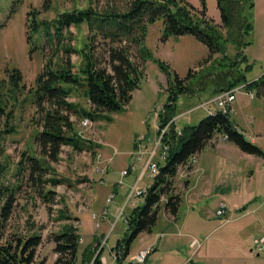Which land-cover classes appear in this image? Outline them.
Masks as SVG:
<instances>
[{
  "label": "rangeland",
  "instance_id": "1",
  "mask_svg": "<svg viewBox=\"0 0 264 264\" xmlns=\"http://www.w3.org/2000/svg\"><path fill=\"white\" fill-rule=\"evenodd\" d=\"M90 2L95 3L96 0H49V3L46 0H0V85H4L0 88V146H2L0 165L6 168L5 173L0 175V184L11 185L17 189L14 209L8 222V232L23 234L26 238L37 235L41 237L34 264H54L59 256L55 251L54 236L66 224H71L79 230V217L83 215V225L79 233L87 238L94 228L103 232L101 248L104 247L107 255L120 239L126 237L127 224L124 218L131 209L145 204L143 198H138L133 206L131 202L126 204V194L135 183L148 156L144 155L140 161L137 160V156H130L129 153L139 148L140 136L147 138L141 142L142 145L149 144L144 154L152 150L154 143L150 144L148 139L157 140L159 136L165 106L171 103V93L177 90L176 75L180 80H185L184 85L190 90L187 94L178 96L175 102L178 129L197 125L209 115L208 109L202 104L218 95L215 92L217 86L226 87L227 81L234 79L238 74L245 75L249 82L256 81L264 75V0H206L207 19L213 20L224 35L229 34V31L223 24L219 3L221 2L227 14L231 11L233 13L234 10L238 27L241 29L239 36L247 46L240 51L235 44L228 43L224 53H211L208 45L193 34L180 37L167 35L162 21L149 25L145 46L153 59L146 62L143 60L140 53L141 44L124 43L130 45L131 59L143 73L145 71L139 88L133 92L130 104L120 113L107 114L96 122L91 121L90 127L82 125L88 118L80 119L76 115H71L70 120L75 123L80 138L93 142L95 148L92 151H79L64 145L59 160L49 161V157L41 156L42 151L36 140V135L42 130L41 120L47 105L40 106L35 102L36 80L43 72L47 55H43L41 49L32 50L27 42L28 13L34 10L41 19L53 20L59 13L87 8ZM186 2L197 10L202 8L201 0ZM98 5L102 10L107 9L109 5L125 10L124 5L118 0L111 2L99 0ZM71 32L77 39V46L81 47L80 41L88 34L87 27L82 26L81 30L71 27ZM117 46L118 44L109 41L105 43L93 41L95 59L99 65L107 64L109 49ZM45 52L46 54L49 52L48 47L45 48ZM238 52L243 54L241 56L244 58L243 61L236 58ZM72 61L76 64L75 71H78L80 57L73 55ZM157 61L165 63L170 69V74L163 71ZM232 64L234 67H231ZM15 69L20 70L22 74V81L18 82L23 87L19 91L18 88L12 91L16 78L11 75L13 76ZM262 83L260 82L258 86ZM262 85L264 86V83ZM258 86L253 87L254 95L243 89L237 93L232 120L242 129L252 127L257 130L261 124L264 125V96L258 95ZM14 99H17V102ZM69 101L77 103L82 109L91 107L85 97L84 87L76 90ZM214 106L212 104V107ZM248 120H254V125H247ZM11 125L15 126L16 131L5 133ZM244 131L248 138L249 131ZM114 149H118L119 154L113 155ZM100 154L103 162L111 159L107 165V174L104 175V183H101L103 176L96 171L97 156ZM29 156L39 158L46 170L37 181L31 177ZM207 156L209 155L204 154L205 159ZM155 160L162 161L156 157ZM130 165L135 166L134 173L122 177L121 171ZM183 169L181 174L188 176L186 169ZM52 179L62 180L63 183L55 186L50 181ZM111 181H116L117 184L122 182L117 185L119 191L114 201L107 203L111 193L109 187ZM152 182L153 179L149 178L146 172L139 186L148 188ZM93 189L99 202V206L97 205L99 210L93 207ZM49 191L55 193L50 201L44 198ZM254 197L253 201L257 204L264 203L262 189L256 191ZM164 202L165 197L161 200L162 204ZM124 206L122 216L120 212ZM104 208L109 212V219L105 224L103 220L97 227V220H93L92 215L99 214ZM163 211L166 210H162L161 216ZM180 212V218H184L188 212L186 205H182ZM216 220L210 225L209 231L221 223L220 220ZM180 223L181 220L178 224ZM234 227L241 232L239 239L245 240L246 243L234 248L233 252L229 250L230 246L221 245L217 254L222 264H264V252H259L254 243L255 239L264 237V229L257 227L256 222L255 226L251 227L233 223L218 232L222 231L223 234L225 230ZM84 244L85 242L82 243L80 240L79 253L74 264H81ZM132 244L135 249L138 241ZM192 259L197 262L196 264L201 261L202 264H208V259L199 260L198 257ZM151 261L153 262V258L146 259L141 264H149Z\"/></svg>",
  "mask_w": 264,
  "mask_h": 264
},
{
  "label": "trees",
  "instance_id": "2",
  "mask_svg": "<svg viewBox=\"0 0 264 264\" xmlns=\"http://www.w3.org/2000/svg\"><path fill=\"white\" fill-rule=\"evenodd\" d=\"M46 1L49 3V0ZM118 1L124 5L125 10L112 5L102 10L98 5L99 0H96L95 3L90 2L87 8L59 13L53 20L41 19L34 10L28 13L27 42L32 50L41 49L42 54L47 55L43 72L36 80L35 102L40 106L47 105L41 120L42 130L36 135V140L42 151L41 156L49 157V161L59 160L64 145L79 151H92L95 148L93 142L80 138L75 123L70 120L71 115L96 122L107 114L122 112L130 104L133 92L139 88L145 71L143 73L131 59L130 45L124 43L141 44L140 53L143 60L146 62L153 59L145 46L149 25L162 21L167 35L180 37L193 34L208 45L211 53H224L228 43L235 44L240 51L247 46L239 36L241 29L238 27L234 10L233 13L231 11L227 14L221 2L219 7L222 11L223 24L229 31L227 35H224L213 20L207 19L206 0H201V10H197L186 0ZM82 26L87 27L88 34L80 41L82 46L78 47L71 27L81 30ZM95 40L118 44L117 47L109 49L106 65H99L95 59L93 50ZM46 47L49 48L47 54ZM73 55H78L81 59L78 71H75ZM242 55L238 52L236 55L238 61H243ZM157 62L163 71L170 72L165 63ZM11 77L16 78L12 91L16 88L19 91L23 87L18 82L22 81L21 71L15 69ZM175 80L177 90L171 93V103L165 106L163 123L158 132L160 135L161 131L169 126V131L163 136V143L168 146L166 158L158 163L159 175L147 189L144 196L145 204L136 206L126 215L127 234L118 241L116 250L121 251V257L117 259V264H123L129 254L130 245L140 234L153 232L163 209L177 218L184 199L177 186L179 170L192 156L204 151L217 135L226 136L228 141L244 153L264 157V151L249 142L237 129L231 115L220 111L205 117L197 125L180 129L182 134L178 135L176 121H173L177 117L175 102L178 96L187 94L190 90L184 85L185 80H180L177 75ZM260 82L264 83V75L249 83L245 75L238 74L234 79L227 81L226 87L217 86L215 92L220 94L240 85L251 88L258 86ZM2 87L4 85H0V88ZM80 87L85 88V97L91 106L89 109H82L77 103L69 101ZM14 100L17 102V99ZM15 131V126L11 125L5 133ZM29 161L31 177L37 181L46 170L39 158L29 156ZM5 171V166L0 165V175ZM50 181L55 186L63 183L57 179ZM54 194L49 191L44 198L50 201ZM16 196L17 189L14 186L0 184V264H34L41 237L37 235L26 238L23 234L8 232V222ZM163 197L166 198L164 204L161 203ZM243 210L245 207L240 209ZM80 240L81 235L76 227L71 224L63 226L54 236L55 251L59 255L54 264H74L79 253ZM99 247L100 244L95 249L92 247L84 249L83 264H102V249L99 250Z\"/></svg>",
  "mask_w": 264,
  "mask_h": 264
},
{
  "label": "crops",
  "instance_id": "3",
  "mask_svg": "<svg viewBox=\"0 0 264 264\" xmlns=\"http://www.w3.org/2000/svg\"><path fill=\"white\" fill-rule=\"evenodd\" d=\"M262 84L258 87L259 96H264V86ZM243 90L254 92L253 87H247ZM208 111H210V108ZM233 122L245 136L247 133L244 130H248L247 140L264 151L263 124H261L260 129L255 130L252 127L242 129L234 120ZM247 125H254V120H248ZM147 146L149 144H141L140 150L143 153L141 160H143L144 155H147L144 154L147 152ZM138 149L133 152L138 151ZM133 152L129 153L130 156ZM204 154L209 155L207 159L204 158ZM263 158L244 153L235 144L228 141L224 135H217L210 141L207 148L198 155V161L188 176L181 174L184 167L179 170L177 186L183 194L182 204L186 205L188 210L184 218H180L181 212L176 218L169 212L163 211L153 232L140 234L136 239L138 244L135 249L132 247L133 244L130 245L129 254L124 259L123 264H139L136 262L137 254L149 247H153L152 254L147 258H153V262L151 261L149 264H196L197 262L192 257H198L199 260L208 259V264H222L217 254L221 245L230 246L229 250L231 249L230 251L233 252L234 248L246 242L239 239L241 232L238 231V228L225 230L223 234L222 231L218 232L219 230L233 223L234 225L242 223L244 227H251V225L255 226V222L257 227L260 226V229H264V203L259 202L257 204L256 201H253L256 191L259 189L264 191ZM146 161L147 159L145 163ZM240 162H242L241 165ZM145 163L142 165L137 178L142 174ZM128 167L126 166L123 170ZM134 170L130 171L126 177L131 176ZM109 187L110 192L118 193L116 181H111ZM93 197V207L97 208L99 202L94 189ZM222 203L227 205V217L225 218L216 215V210ZM244 207L245 210L238 214L237 212ZM97 209L99 210V207ZM83 216H78L80 220L79 230L83 225ZM108 219L109 216L104 220V224ZM216 219L220 220L221 223L217 224L212 231H209L210 225L215 223ZM180 220L181 223L178 224ZM92 230L87 236L88 239L80 234L81 242H85L81 251V264H83L84 249L87 247L95 249L99 244V250L102 249V264H117L118 262L114 259L113 253L116 251L118 242L114 248L109 250L107 255L104 247L101 248L104 233L96 228ZM241 249L242 247L239 250ZM199 264H202V261Z\"/></svg>",
  "mask_w": 264,
  "mask_h": 264
},
{
  "label": "built area",
  "instance_id": "4",
  "mask_svg": "<svg viewBox=\"0 0 264 264\" xmlns=\"http://www.w3.org/2000/svg\"><path fill=\"white\" fill-rule=\"evenodd\" d=\"M241 88L222 92L219 95H217L213 100L206 103V105L214 104L218 111L223 112V113H227L228 115L232 114L234 112L233 103L236 99V93ZM82 125H83V127H90L91 126L90 119H85L82 122ZM168 131H169V126H167L166 128H164L161 131V134L158 136L157 140H156V138L155 139H152V138L148 139V141H150V144L154 143L153 148L148 153V158H147V161L144 165L142 174L137 178L135 183L129 189L126 204L131 202L132 205H135L136 200L140 197H144L145 193H147V188H141L139 186V182L141 181V179L143 178V176L146 172H148L149 178H151V179H154L156 176L159 175V174H157L158 161L155 160V157L159 158V160H162V161L165 160L166 152L168 150V146L163 143V136ZM181 134H182V132L178 131V135H181ZM146 140H147V138L145 136L138 137L139 149L137 152L132 154V156L133 155L137 156V160L142 159L143 153L140 150L141 142L146 141ZM117 154H119L118 149H114L113 155H117ZM197 160H198L197 155H194L190 158L189 162L185 165V169H186L187 174L190 172L189 169L197 163ZM97 162H98V164H97L96 171H97V173H99L103 176L101 183H104L105 182L104 175H106V173H107V165L109 164V162H111V159L107 160L106 162H103L102 161V155L100 154L97 156ZM263 167H264V159H263ZM130 168H131V170H134L135 166L131 165ZM128 174H129L128 169L121 172L122 177H126ZM121 182L122 181L119 182V185L121 184ZM114 199H115V193H111L107 198V203H112L114 201ZM226 208H227L226 204L222 203L220 205V207L218 208V210L216 211V215L219 217L225 216L226 215ZM124 210H125V206L121 209L120 215H123ZM108 213H109L108 210L106 208H104V209H102L101 212H99V214L95 213L92 215L93 220H97L96 221L97 227L100 226V222H102L103 220H105L107 218ZM125 222H127V221H125ZM254 243H255L256 249L259 252H264V237L256 240ZM152 251H153V247H149V248H146V249L139 251V253L136 256V261L138 263L145 262L146 259L152 254ZM120 257H121V251L118 250V251L114 252V259L115 260L119 259Z\"/></svg>",
  "mask_w": 264,
  "mask_h": 264
},
{
  "label": "bare ground",
  "instance_id": "5",
  "mask_svg": "<svg viewBox=\"0 0 264 264\" xmlns=\"http://www.w3.org/2000/svg\"><path fill=\"white\" fill-rule=\"evenodd\" d=\"M214 113H216V112H213V113H211V114H214ZM159 171H160V168H159V165H157V174H159ZM147 193H145V195H146Z\"/></svg>",
  "mask_w": 264,
  "mask_h": 264
}]
</instances>
